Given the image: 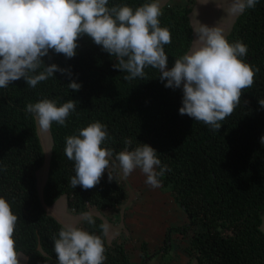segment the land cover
<instances>
[{
	"label": "trees",
	"instance_id": "trees-1",
	"mask_svg": "<svg viewBox=\"0 0 264 264\" xmlns=\"http://www.w3.org/2000/svg\"><path fill=\"white\" fill-rule=\"evenodd\" d=\"M151 2L109 0L108 7L126 4L135 9ZM161 12L160 26L168 28L172 38L164 45L170 69L192 45L191 8L169 5ZM226 39L246 44L242 59L258 71L253 85L242 90L239 105L216 132L179 113L182 89L166 88L157 69L146 67L143 79L127 81V73L113 67L115 57L87 35L78 38L74 57L49 50L41 58L45 66L54 63L68 70L64 74L54 72L34 88L23 78L0 88V197L18 217L13 238L26 264H58L52 237H58L63 225L45 206L65 195L67 207L81 215L92 208L114 209L126 201L119 168H112L126 140L132 142L129 150L148 144L167 166L158 179L162 186L171 187L175 203L187 217L179 232L190 233L187 251L196 264H264V107L258 103L264 99V0L237 16ZM73 81L80 85L78 91L69 88ZM45 98L55 100L57 106L68 100L77 103L66 126L53 122L49 130L52 146L40 198L36 173L44 164V153L34 116L25 112V106ZM96 121L107 128L102 147L113 152L109 168L95 187L72 188L74 162L64 153L65 138ZM107 171L114 180H108ZM92 217L93 225L83 220L80 228L101 237L104 264H132L122 242L105 244L102 221ZM140 256L141 264H146L148 256L144 252Z\"/></svg>",
	"mask_w": 264,
	"mask_h": 264
},
{
	"label": "clouds",
	"instance_id": "clouds-1",
	"mask_svg": "<svg viewBox=\"0 0 264 264\" xmlns=\"http://www.w3.org/2000/svg\"><path fill=\"white\" fill-rule=\"evenodd\" d=\"M258 2L232 0L229 12L243 14ZM108 4L109 0H0V88H7L10 82L21 78L34 88L53 77L54 72L64 74L68 70L54 63L45 66L41 58L49 50L72 58L76 55L78 38L87 35L115 57L117 63L113 67L126 72L127 81L143 79L146 67L157 69L159 79L166 81V88L182 89L179 113L216 132L221 121L239 105L242 90L253 85L258 71L242 59L247 55V45L239 40L230 43L219 27L200 24L196 30L200 46L175 59L169 69L164 45L170 44L172 38L170 30L160 26L159 3L153 0L135 9L126 4L112 7ZM68 86L73 91L80 88L74 81ZM76 103L68 100L57 106L55 100L45 98L28 103L25 112L33 114L41 131L47 132L53 122L66 126V118L75 111ZM258 103L264 107V99ZM77 132L65 138L64 153L74 162L72 188L79 185L87 190L100 182L113 152L102 147L108 133L101 122H92ZM131 143L126 140L124 150L115 156L123 176L128 177L139 168L147 185L160 187L158 177L164 175L167 166L162 165L156 150L148 144L140 143L129 150ZM261 143L264 144V136ZM116 167L113 162V171ZM107 172L108 180H114L112 172ZM81 216L89 225L95 223L91 213L83 212ZM17 220L10 203L0 197V264H21L23 254L16 251L13 238ZM100 227L107 233L108 224ZM52 240L58 264H104V242L88 230L65 225Z\"/></svg>",
	"mask_w": 264,
	"mask_h": 264
},
{
	"label": "rangeland",
	"instance_id": "rangeland-1",
	"mask_svg": "<svg viewBox=\"0 0 264 264\" xmlns=\"http://www.w3.org/2000/svg\"><path fill=\"white\" fill-rule=\"evenodd\" d=\"M156 2L159 3L161 10L169 5L191 8L189 18L193 39L190 49L200 46L196 35L200 24L219 27L226 37L238 16L229 12L232 0H156ZM36 130L44 153V164L36 173L38 195L42 198L52 141L49 130L41 131L37 123ZM119 176L127 191L126 201L114 209L92 208L88 211L92 216L99 218L102 224L109 225L107 233L104 232L105 244L122 242L132 264H141L142 252L148 256L144 260L146 264H196L187 251L190 233L179 232V228L187 225V217L175 203L171 187L160 184V187L152 188L145 183L146 176L139 168L128 177H124L119 169ZM45 209L63 226L70 224L81 227L83 218L67 207L65 195L51 206H45ZM261 230L264 233V214L261 218ZM166 237L169 239L168 248L165 244ZM23 257L24 254L21 257V264H26Z\"/></svg>",
	"mask_w": 264,
	"mask_h": 264
},
{
	"label": "crops",
	"instance_id": "crops-1",
	"mask_svg": "<svg viewBox=\"0 0 264 264\" xmlns=\"http://www.w3.org/2000/svg\"><path fill=\"white\" fill-rule=\"evenodd\" d=\"M192 12V11H191ZM191 14V13H190Z\"/></svg>",
	"mask_w": 264,
	"mask_h": 264
}]
</instances>
